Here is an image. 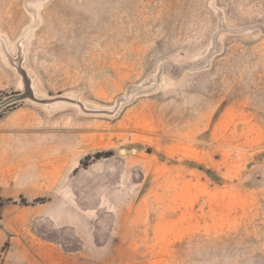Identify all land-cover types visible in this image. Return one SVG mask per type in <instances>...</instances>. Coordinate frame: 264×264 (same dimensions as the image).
<instances>
[{
	"label": "rangeland",
	"instance_id": "obj_1",
	"mask_svg": "<svg viewBox=\"0 0 264 264\" xmlns=\"http://www.w3.org/2000/svg\"><path fill=\"white\" fill-rule=\"evenodd\" d=\"M22 37L41 99L145 93L0 112V264H264V0H0Z\"/></svg>",
	"mask_w": 264,
	"mask_h": 264
},
{
	"label": "water",
	"instance_id": "obj_2",
	"mask_svg": "<svg viewBox=\"0 0 264 264\" xmlns=\"http://www.w3.org/2000/svg\"><path fill=\"white\" fill-rule=\"evenodd\" d=\"M26 37H22L18 43L16 44V57H13L7 48L6 42L0 38V53L8 65L15 74L20 79L21 84V91L17 94L9 95L3 100L0 101V112L3 111L5 108L9 107L12 104L22 102V101H30L31 103L38 104V105H52L58 102H64L76 105L80 111L84 114L89 115H114L119 107L129 102L134 95L144 94L145 92L140 89L130 88L125 97H120L116 100V105L114 110L107 111V110H92L84 106L80 101L73 100L68 97H56L51 99H41L37 97L33 88V81L32 78L29 76L25 68L23 67V63L25 61V54H24V46H25ZM158 80V79H157Z\"/></svg>",
	"mask_w": 264,
	"mask_h": 264
},
{
	"label": "crops",
	"instance_id": "obj_3",
	"mask_svg": "<svg viewBox=\"0 0 264 264\" xmlns=\"http://www.w3.org/2000/svg\"><path fill=\"white\" fill-rule=\"evenodd\" d=\"M6 142V141H5ZM4 142V143H5ZM8 142V141H7ZM4 143H1L0 146V153L2 154V156L5 154V161H4V156L2 157V161L0 163V195L4 198L7 197L8 195L4 196V193L9 192V186H10V182H11V175H10V171L11 168L9 166V162H8V152L7 150L4 148Z\"/></svg>",
	"mask_w": 264,
	"mask_h": 264
}]
</instances>
